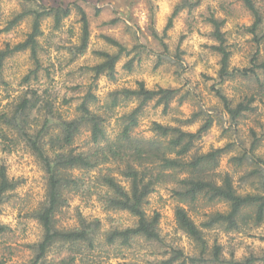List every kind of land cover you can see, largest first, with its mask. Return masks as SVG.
I'll list each match as a JSON object with an SVG mask.
<instances>
[{
    "label": "clouds",
    "instance_id": "clouds-1",
    "mask_svg": "<svg viewBox=\"0 0 264 264\" xmlns=\"http://www.w3.org/2000/svg\"><path fill=\"white\" fill-rule=\"evenodd\" d=\"M0 264H264V0H0Z\"/></svg>",
    "mask_w": 264,
    "mask_h": 264
}]
</instances>
